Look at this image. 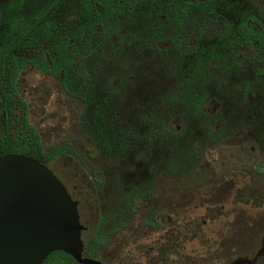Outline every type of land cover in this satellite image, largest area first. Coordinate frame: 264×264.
Listing matches in <instances>:
<instances>
[{"label":"flooded vegetation","instance_id":"af4514ba","mask_svg":"<svg viewBox=\"0 0 264 264\" xmlns=\"http://www.w3.org/2000/svg\"><path fill=\"white\" fill-rule=\"evenodd\" d=\"M40 3L31 17L9 22L12 28L20 25L25 37L22 53L15 54L22 59L15 81L18 96L19 77L31 69L56 81L59 93L66 98L63 101L59 98V104L67 106L71 116L78 115L80 123L86 104L87 120L97 119V108L105 111L117 108L118 120H135L138 124L152 120L150 133L157 145L156 123L163 120L169 147L175 144L177 136H182L185 149L192 146L200 156L199 160L194 159L196 155L192 152L179 160L183 165L177 168L182 170L205 167L202 161L206 153L224 140L239 138L240 150L249 146L252 152V163L241 166L228 181L223 180L226 176H218L213 182L207 180L196 187L183 188L182 196L165 197L166 202H161L163 196H155L158 184L163 183L162 189L169 193L183 179L171 175L174 151L157 148L145 152L151 163L138 166L144 176L161 172L154 179L153 194L138 201L150 205L148 212L142 214L145 228H125L117 233L136 237V233L148 232L149 243L137 239L131 242L136 243L134 248L141 257L150 264H190L185 252L191 236L198 241L206 226L215 230V225L220 232H233L237 217L245 211L239 205L264 206V53L260 55L257 51L259 38L264 40V0L258 5L243 0H41ZM24 4L27 3L23 1ZM31 26H36L35 34L31 33ZM39 59L46 62V70L39 67ZM65 59L70 61L71 92L65 87L61 69V61ZM79 74L85 77V89L80 87ZM20 99L30 120L28 102ZM81 126L84 130L82 123ZM240 126H244L243 131H239ZM91 145L98 164L100 152ZM255 176L260 178L258 184L250 180ZM206 183L211 185L203 192L196 191ZM225 183L227 189L222 188ZM157 204L167 205L169 212L151 207ZM190 214H199L202 226L191 228ZM258 232L255 230L253 235ZM249 247L248 241L232 246L238 251ZM259 256L257 252L255 263ZM126 258L129 262L131 257ZM94 260L101 262L98 256Z\"/></svg>","mask_w":264,"mask_h":264},{"label":"rangeland","instance_id":"374dc122","mask_svg":"<svg viewBox=\"0 0 264 264\" xmlns=\"http://www.w3.org/2000/svg\"><path fill=\"white\" fill-rule=\"evenodd\" d=\"M20 1H22V4L18 5ZM23 1L27 4L23 5ZM40 1L0 0L4 25L9 27V22L12 19L31 17L41 5ZM243 1L252 5L261 4V0ZM17 87L19 96L28 102L29 123L37 131L43 151L47 152L53 147L65 146L73 150L75 154L73 157L58 155L48 164V168L65 186L74 201L78 202L80 222L85 228L81 238L83 243L86 244L94 232L99 214V203L94 187V176L97 175L99 168L95 149L88 141L80 120H78V115L71 116L68 112L69 108L59 104V98L62 101L66 98L59 93L56 81L52 77L42 76L34 73L31 69H26L20 75ZM243 130L244 126H240L239 131ZM238 140L239 138L221 141L211 152L206 153L204 156L202 163L205 164V167L193 169L188 175V179H182L179 184L175 185L172 192L166 193L162 189L163 183L158 184L155 196H163L161 202H166L163 200L165 197L182 196L183 188L196 187L207 180L213 182V180L220 178L218 176L222 175L226 176L223 179L224 182L233 178L236 171L241 169V166H248L252 163V152H250L249 146L241 151ZM261 161L260 163H262ZM210 170H214V172L211 174ZM259 179L258 176H255V179L250 180L258 184ZM210 185L211 183H206L196 191L203 192ZM222 188L227 189L226 183L222 184ZM245 191L246 189L243 192ZM196 196L200 195L196 193ZM243 196H245L244 193ZM151 207L157 208L160 212H169L167 205L157 204ZM149 208L150 205L143 202L139 203L136 209V217L128 228H145L141 219L142 214L147 213ZM238 208L245 211L237 217V228L233 232L230 230L220 232L217 230V225H215V230L206 226L204 234L198 237V241L192 236L190 237V245L188 251L185 252L190 259V264H198V262L199 264H232L234 261H241L243 264H247V262L250 264H264V206L262 208L255 206L244 208L243 205H239ZM194 215H189L192 222L191 228L202 226L203 218L199 214ZM255 230H260L256 236L253 235ZM127 234H117L110 237L109 241L100 249L98 257L103 264H150L147 262L148 259L141 257L135 250L136 243H131L134 239L149 243L148 232L136 233L134 234L136 237ZM245 241L250 244L247 250L238 251L236 248H232L233 245ZM135 242L137 241L135 240ZM257 252L260 253V256L257 263H255ZM126 255L131 257L129 262H127ZM172 257H175L174 254Z\"/></svg>","mask_w":264,"mask_h":264},{"label":"trees","instance_id":"16d2710c","mask_svg":"<svg viewBox=\"0 0 264 264\" xmlns=\"http://www.w3.org/2000/svg\"><path fill=\"white\" fill-rule=\"evenodd\" d=\"M2 15L3 9L0 6V158L5 155H21L48 166L58 155L75 156L73 150L65 146L53 147L47 152L43 151L39 135L27 120L25 104L15 89V81L22 67V59L17 58L15 54L20 55L24 47L23 29L20 25L13 28L7 27L4 25ZM30 30L32 34H35L36 26H31ZM257 51L260 55L264 53L262 38H259ZM61 62L65 87L68 92H71L70 61L65 59ZM38 63L41 69H47L46 62L39 59ZM94 68L98 67L95 65ZM79 76L82 78L80 87L85 89V77L80 74ZM95 78L98 79L97 76ZM85 106L81 123L90 142L99 150L100 159L94 180L99 199V214L94 232L85 244L83 256L96 259L100 249L110 237L130 226L138 201L148 199L153 194L154 179L161 172L148 173V176H144L138 166L142 163L146 166L151 163L148 158H145V152L157 148L159 151H167L172 148L174 169L171 175L176 179L188 177L193 170L177 168L183 165L179 160H184L192 152L196 155L194 159L199 160L200 156L197 150L190 145L189 149H185L182 136H177L175 144L169 147L166 142V125L163 120L156 123L158 144L155 145L154 134L150 133L152 120H142L139 124L135 120H118L117 108L107 111L97 108L95 110V119H97L87 120L89 108L87 104ZM103 117H108V120H103ZM179 145L182 146L178 147ZM179 149L181 150L178 152ZM163 173L168 174L166 171ZM146 222L150 223V217L146 219ZM43 264L76 263L68 255L55 252Z\"/></svg>","mask_w":264,"mask_h":264},{"label":"water","instance_id":"95a60500","mask_svg":"<svg viewBox=\"0 0 264 264\" xmlns=\"http://www.w3.org/2000/svg\"><path fill=\"white\" fill-rule=\"evenodd\" d=\"M78 203L54 173L21 155L0 158V264H43L55 252L83 257Z\"/></svg>","mask_w":264,"mask_h":264}]
</instances>
